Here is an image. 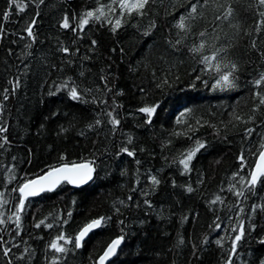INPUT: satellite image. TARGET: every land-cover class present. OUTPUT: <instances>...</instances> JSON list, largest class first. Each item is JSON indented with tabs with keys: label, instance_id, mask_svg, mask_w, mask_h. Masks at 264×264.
I'll return each instance as SVG.
<instances>
[{
	"label": "trees",
	"instance_id": "obj_1",
	"mask_svg": "<svg viewBox=\"0 0 264 264\" xmlns=\"http://www.w3.org/2000/svg\"><path fill=\"white\" fill-rule=\"evenodd\" d=\"M16 3L26 7L21 11L0 0V128L6 129L0 132V219L5 221L0 224V264H50L53 256L60 257L58 264H95L119 236L124 239L107 264H226L232 226L241 219L245 235L233 264H261L264 180L249 191L233 176L239 171L249 177L264 144V106L258 107L257 97L258 92L264 95V82L255 84L264 75L260 0H149L143 15L123 17L119 0ZM193 3L199 6L189 16ZM100 4L117 12L106 8L105 18L72 31L86 11ZM65 16L68 29L61 27ZM182 16L187 31L177 27ZM33 18L29 37L25 28ZM116 19L121 26L114 32ZM201 42L205 48L193 53ZM217 49H223L217 62L237 65L233 88L213 89L218 78L214 66L205 72L200 62ZM66 81L69 89L78 86L83 100H72L69 89L57 92ZM6 88L9 98L4 100ZM145 106H156L150 121L139 111ZM109 111L120 121L115 128ZM245 129L254 131L247 135ZM197 142L205 147L185 171L179 160ZM123 147L134 155L121 152ZM81 161L92 162V182L79 188L63 182L29 197L19 227L14 218L7 220L19 204V192L13 191L19 183L61 163ZM151 176L160 183L153 185ZM241 190L244 196L234 194ZM217 196L220 200L212 204ZM100 217L106 222L81 248L70 243L64 254L48 248L59 233L74 237ZM41 220L44 224L36 227ZM217 223L222 227L217 229ZM4 248L10 249L7 256Z\"/></svg>",
	"mask_w": 264,
	"mask_h": 264
},
{
	"label": "snow or ice",
	"instance_id": "obj_2",
	"mask_svg": "<svg viewBox=\"0 0 264 264\" xmlns=\"http://www.w3.org/2000/svg\"><path fill=\"white\" fill-rule=\"evenodd\" d=\"M41 3H43V0H41ZM113 3H116V0H113ZM149 3V0H119V15L123 17L126 13L128 15H132L133 13H137L140 15L144 14V10L146 9V5ZM15 4L16 7H18L21 11L24 10L26 5L24 4H17L16 0H9V5L10 7ZM260 4L264 5V0H260ZM197 3H193L191 6V12L189 13V16H193L197 12L198 8ZM108 9L109 12L111 13H116L117 8L112 7L111 5H104L100 4L99 7H97L95 10H88L84 13V15L79 18V23L77 27L72 28V31H77V30H84L85 26L89 25L91 20H96L100 21L102 18H105L107 16V13L105 9ZM228 15H231V9L228 11ZM228 15H226L224 18L227 19ZM9 17V12L5 11L3 13V19L7 20ZM219 19V17H217ZM109 24H112L111 20H107ZM261 23H264L262 21ZM36 24L35 18L32 19L31 23H28L26 25L25 31L27 32V35L29 37H33V29ZM121 26V19H116L115 23L112 24V31H116L119 27ZM61 27L68 29L70 27L69 23V17L65 16L63 18V22L61 24ZM177 27L181 30L187 31L188 26L185 23V17H181L180 21L177 24ZM3 31V26L0 25V32ZM204 34L201 33V36ZM180 41H177L179 43ZM93 44L96 42L93 41ZM253 47H255V43L253 44ZM205 48V44L201 42L199 46H194L191 51L193 53H201L202 50ZM63 52L68 53L69 49L68 48H63ZM223 51V49H217L212 53V55L209 56H202L201 63L204 64L206 67L204 69L205 72L209 71L210 69H213L214 66V71L216 72L218 78L215 79V83L212 84L213 89L220 88L221 90L224 89H229L235 87V72L237 70V65L235 63H225L221 64L218 61L219 54ZM215 62V63H214ZM197 80L201 79V76L196 77ZM207 83V81H205ZM264 82V75L260 77V79L255 81V84L257 86H260ZM164 83L167 84L168 80L165 79ZM19 86V83L16 82L12 88V91H15V88ZM158 87L160 86L159 84L157 85ZM62 89H69V84L66 81L64 84L60 85L57 88V92L61 91ZM8 89H4V96L3 99L7 100L9 96L7 95ZM90 91V90H89ZM50 94H55V93H50ZM68 94L70 98L74 101H81L83 100V96L81 94V91L78 90V86H71ZM257 97L259 100V106H264V95H260V93H257ZM95 102V101H94ZM257 109H254L256 111ZM141 113H146L149 117V121L151 120L152 115L156 111V106H145L139 109ZM183 115V113L181 114ZM107 116L110 118L109 122L113 125L115 128L119 123V119L116 118L114 115L113 111H109L107 113ZM235 119L237 121H241L242 117L236 116ZM249 119H253V117H249ZM101 119L97 118L95 120V125L101 124ZM93 127V125H89V128ZM6 131L4 128H0V132ZM61 131H65V129H61ZM254 130L253 129H245V132L247 135H250ZM4 142L7 143V138H4ZM131 140H129V143ZM3 145L0 144V147ZM205 145L197 142V146L188 151L187 153L183 154V158L179 160V164L183 166L185 171H190V164L191 161L193 160L194 156L196 153L204 148ZM261 148L264 149V144L261 145ZM121 152H126L129 156H133L134 152L129 151L127 147L121 148ZM64 158L61 157V160ZM241 161V170L245 168V156L242 153L241 156L239 157ZM137 163H139L137 161ZM95 171L93 164L91 161H84L81 163H61L59 167H51L44 171L43 175L38 176L35 179H25L23 183H19L17 189H14L13 191H18L19 192V204H17L16 207V212L12 213V215L7 217L8 221H12L13 218L15 220V223L17 227L20 225V220H21V215L24 211L25 208V201L28 200L29 197H35L40 195L43 192L46 191H52L54 190L62 181H67L68 183L71 184H76V185H81L86 183L87 181L91 180L93 178V172ZM234 177H239V182L241 185H247L249 191H251L255 186L262 182L264 180V150L259 151L255 166L250 170L249 172V177L246 178L242 175H240V172L233 173ZM15 179V177H12ZM151 183L153 185H158L160 181L156 178V176H151L150 177ZM236 185L233 184L230 186L229 190L231 191L233 188H235ZM188 192H192L193 189L191 186L187 188ZM144 195H147V193H143ZM237 196H244L245 193L243 190L237 191L234 193ZM3 193H0V196H2ZM129 200L132 199L131 196L128 197ZM220 200V197L217 196L215 200L211 201L212 204H215L217 201ZM4 203H7V201H4ZM121 204H123V201H120ZM149 201L145 200V204H148ZM257 206H253V210H255ZM119 211V208L116 209ZM241 212L244 211L243 208L240 209ZM3 215V214H0ZM71 213H69V216ZM239 215V214H237ZM110 219V218H108ZM187 219V217H185ZM106 222L105 217H100L97 219H92L90 222L86 223L80 230L79 232L74 236H68L65 233L61 232L59 233L56 238L52 239L50 244L48 245V248L55 253L59 254H64L70 251L69 248L66 247L68 244H74V247L76 249H79L82 247V241L90 232H92L94 229L100 228L103 223ZM5 223L3 219H0V224ZM64 223H67V221H64ZM123 223V222H121ZM44 224V221L41 220L36 227H40L41 225ZM48 228H52V224H47L46 225ZM217 229L221 228L222 225L217 223L215 225ZM254 227V226H253ZM233 229V235L234 239L232 240V248H231V255H229L228 260L226 264H233V256L237 252V244L238 242L243 238L245 235V227H244V222L241 219L238 224L232 226ZM238 229V231H237ZM19 235V233H17ZM124 239L123 236H119L115 239H112L111 242L107 245V247L104 249L103 254L99 255L98 261L95 262V264H106V261L109 260L110 257L115 255L118 251L119 246L122 243V240ZM223 238H221L222 240ZM221 240H218L217 243L221 244ZM60 241H63V243H60ZM205 241H207V237H205ZM180 243H183V239H181ZM4 255L7 256L8 253L10 252L9 248H4ZM27 251V249H25ZM60 257L59 256H53L50 264H58ZM261 264H264V261H261Z\"/></svg>",
	"mask_w": 264,
	"mask_h": 264
},
{
	"label": "water",
	"instance_id": "obj_3",
	"mask_svg": "<svg viewBox=\"0 0 264 264\" xmlns=\"http://www.w3.org/2000/svg\"><path fill=\"white\" fill-rule=\"evenodd\" d=\"M261 150H264V149H261ZM256 159H257V157H256ZM256 159H255V162H254V164H253V167L255 166ZM81 162H84V161H81ZM81 162H75V163H81ZM70 164H71V163H70ZM60 165H61V164H60ZM60 165H57V166H55V167H59ZM253 167H252V168H253ZM40 175H43V173L40 174ZM40 175H38V176H40ZM92 175L94 176V172H93ZM38 176H36V177H34V178H32V179H35V178H37ZM92 180H93V178H92L91 180L87 181L86 183L81 184V185L71 184V183H68L67 181H66V182H67L72 188H79V187H82V186H85V185L89 184L90 182H92ZM62 182H64V181H62ZM57 187H58V186H57ZM57 187H56V188H57ZM56 188H55V189H56ZM41 194H42V193H41ZM38 196H39V195H38ZM94 230H95V229H94ZM90 233H91V232H90ZM90 233H89V234H90ZM89 234H88V235H89ZM86 237H87V236H86ZM86 237H85V238H86ZM85 238H84V239H85ZM106 247H107V246H106ZM119 247H120V246H119ZM118 249H119V248H118ZM115 255H116V254H115ZM115 255H113L112 257H110L109 260H110L111 258H113ZM109 260H108V261H109ZM108 261H106V263H107Z\"/></svg>",
	"mask_w": 264,
	"mask_h": 264
},
{
	"label": "bare ground",
	"instance_id": "obj_4",
	"mask_svg": "<svg viewBox=\"0 0 264 264\" xmlns=\"http://www.w3.org/2000/svg\"><path fill=\"white\" fill-rule=\"evenodd\" d=\"M64 182H66V181H64ZM61 183H63V182H61ZM61 183H60V184H61ZM66 183H67V182H66ZM60 184H59V185H60ZM67 184H68V183H67ZM59 185H58V186H59ZM68 185H69V184H68ZM69 186H70V185H69ZM70 187H71V186H70ZM82 187H83V186H82ZM50 219H51V218H50ZM86 238H87V237H86ZM86 238H85V239H86ZM114 239H115V238H114ZM110 242H111V241H110ZM105 248H106V247H105ZM102 254H103V252H102ZM102 254H101V255H102ZM98 258H99V257H98ZM111 259H112V258H111ZM111 259H110V260H111ZM110 260H109V261H110ZM97 261H98V259H97ZM109 261H108V262H109ZM108 262H107V263H108ZM107 263H106V264H107Z\"/></svg>",
	"mask_w": 264,
	"mask_h": 264
}]
</instances>
